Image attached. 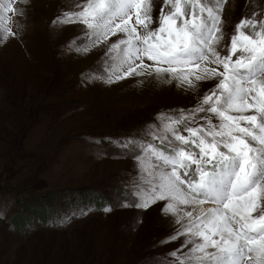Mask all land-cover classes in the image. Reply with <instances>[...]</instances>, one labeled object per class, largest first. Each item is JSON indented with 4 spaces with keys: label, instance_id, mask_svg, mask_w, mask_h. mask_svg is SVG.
<instances>
[{
    "label": "rangeland",
    "instance_id": "rangeland-1",
    "mask_svg": "<svg viewBox=\"0 0 264 264\" xmlns=\"http://www.w3.org/2000/svg\"><path fill=\"white\" fill-rule=\"evenodd\" d=\"M11 3L24 14L4 13L13 35L0 39V264H166L183 237L165 242L176 226L164 202L121 206L137 166L114 142L148 131L160 112L191 108L215 81L197 91L154 77L105 83L92 77L106 45L77 51L81 41L70 42L84 26L53 24L82 0ZM253 12L264 0H226L225 42Z\"/></svg>",
    "mask_w": 264,
    "mask_h": 264
},
{
    "label": "snow or ice",
    "instance_id": "snow-or-ice-1",
    "mask_svg": "<svg viewBox=\"0 0 264 264\" xmlns=\"http://www.w3.org/2000/svg\"><path fill=\"white\" fill-rule=\"evenodd\" d=\"M225 3L163 0L154 18L155 0H82L53 21L84 26L70 42L81 41L77 51L106 45L92 77L105 83L154 77L197 91L215 81L191 108L160 112L148 131L114 142L137 166L121 206L164 202L176 226L165 242L183 237L166 264H264V13L243 15L225 42ZM11 11L24 14L0 0V39L13 35Z\"/></svg>",
    "mask_w": 264,
    "mask_h": 264
},
{
    "label": "trees",
    "instance_id": "trees-1",
    "mask_svg": "<svg viewBox=\"0 0 264 264\" xmlns=\"http://www.w3.org/2000/svg\"><path fill=\"white\" fill-rule=\"evenodd\" d=\"M67 252H68V251H66V254H67ZM74 258H75V257H74ZM81 259H82V258H81ZM67 261L72 263V262H74L75 260H74V261H71V259H68V258H67Z\"/></svg>",
    "mask_w": 264,
    "mask_h": 264
}]
</instances>
